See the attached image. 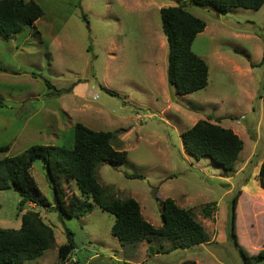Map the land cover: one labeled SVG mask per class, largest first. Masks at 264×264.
Segmentation results:
<instances>
[{"label": "rangeland", "instance_id": "obj_1", "mask_svg": "<svg viewBox=\"0 0 264 264\" xmlns=\"http://www.w3.org/2000/svg\"><path fill=\"white\" fill-rule=\"evenodd\" d=\"M24 1H35L44 15L10 40L0 35V147H10L0 158L35 145L72 148L77 123L115 132L114 147L128 160L118 168L101 165L100 184L115 197L139 202L144 219L157 229L163 202L173 199L208 235L204 244L169 253L171 242L159 237L122 245L112 235L115 217L96 205L85 217L63 218L31 203L21 211L18 193L0 191V229L19 230L22 215L34 211L55 232L56 245L27 264H77L79 254L83 264H245L231 237L233 213L238 245L250 258L258 256L264 250V189L258 181L264 161V6L233 8L224 16L185 2L207 24L192 48L209 66V83L185 96L174 91L172 100L160 11L176 6L175 0ZM200 120L231 129L244 142L233 173L185 151L181 134ZM31 173L53 203L41 159ZM63 186L66 198L79 195L75 183ZM213 202L207 217L204 207ZM66 229L77 249L63 259Z\"/></svg>", "mask_w": 264, "mask_h": 264}, {"label": "trees", "instance_id": "obj_2", "mask_svg": "<svg viewBox=\"0 0 264 264\" xmlns=\"http://www.w3.org/2000/svg\"><path fill=\"white\" fill-rule=\"evenodd\" d=\"M177 5L162 8V31L167 39L168 81L177 95L185 96L205 89L209 83V66L193 51L196 38L205 31L207 24L190 13L185 2L201 8L213 9L218 15H227L230 9L242 8L259 11L264 0H175ZM44 15L43 8L35 1L0 0V35L5 40L20 34L25 27L34 26ZM264 65V53L261 61ZM48 84L52 88L51 84ZM109 92V91H108ZM111 95H114L111 91ZM1 102V99H0ZM3 106V103H0ZM185 151L196 160L208 159L222 167L225 173L235 171L236 163L244 149V142L231 129L217 123L200 120L181 134ZM116 133L94 131L81 123L74 126V145L67 148L57 145H35L16 157L0 158V191L13 190L21 200V211L27 203L52 209L63 218H82L93 211L94 205L115 217L112 235L122 245H137L159 237L171 242L169 253L177 249L191 248L208 241L201 223L190 210L183 209L173 199L163 202L162 226L155 228L144 219L139 202L132 198L120 199L103 187L98 180L101 165L118 168L128 160L127 152L115 149ZM9 146L0 147V155L9 152ZM43 161L54 191L51 203L39 190L31 170L37 160ZM132 178H142L130 175ZM258 181L264 189V161L261 163ZM75 183L79 195L66 198L64 184ZM238 196L233 199L235 207ZM204 207L205 216H211V208ZM232 215L231 237L234 239L245 264H257L264 260V250L250 258L237 243ZM67 243L59 249L60 257L68 258L76 251L74 234L66 229ZM56 245L53 228L46 224L38 212L22 215L21 228L0 229V264H27L42 257ZM150 251L154 249L151 247ZM159 253V252H158ZM253 259V262L250 260ZM77 264H83L77 257ZM183 264H196L186 262Z\"/></svg>", "mask_w": 264, "mask_h": 264}, {"label": "water", "instance_id": "obj_3", "mask_svg": "<svg viewBox=\"0 0 264 264\" xmlns=\"http://www.w3.org/2000/svg\"><path fill=\"white\" fill-rule=\"evenodd\" d=\"M182 1H183V0H182ZM168 79H169V75H168ZM168 83H169V92H170L171 99H172V100H175L173 86H172V84H171L169 81H168ZM79 256H80V258H81L82 263H84V260H83V258H82V256H81V254H79Z\"/></svg>", "mask_w": 264, "mask_h": 264}]
</instances>
